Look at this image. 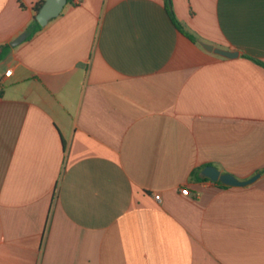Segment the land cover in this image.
<instances>
[{
	"label": "crops",
	"instance_id": "1",
	"mask_svg": "<svg viewBox=\"0 0 264 264\" xmlns=\"http://www.w3.org/2000/svg\"><path fill=\"white\" fill-rule=\"evenodd\" d=\"M171 6L71 0L0 58V264H264V0Z\"/></svg>",
	"mask_w": 264,
	"mask_h": 264
},
{
	"label": "water",
	"instance_id": "2",
	"mask_svg": "<svg viewBox=\"0 0 264 264\" xmlns=\"http://www.w3.org/2000/svg\"><path fill=\"white\" fill-rule=\"evenodd\" d=\"M68 0H44L42 6L35 14V18L38 23L45 27L52 19L58 17L64 7L67 5ZM27 33H22L18 36L15 40H13L10 45L15 47L22 43L27 38ZM202 47L205 48L209 52H213L216 55H219L224 58L233 59L238 57L239 53L233 50H226L223 48L215 47L211 44L201 43ZM2 53V48H0V55ZM203 175L214 181V182H221L227 186H247L253 182H255L259 177L260 174H256L255 176L249 178L248 180H240L233 174L229 173H222L218 168L215 166H207L202 171Z\"/></svg>",
	"mask_w": 264,
	"mask_h": 264
},
{
	"label": "trees",
	"instance_id": "3",
	"mask_svg": "<svg viewBox=\"0 0 264 264\" xmlns=\"http://www.w3.org/2000/svg\"><path fill=\"white\" fill-rule=\"evenodd\" d=\"M71 0H68V2H70ZM43 2L41 3H38L34 6V12L35 14L38 12V10L40 9V7L42 6ZM22 7H24L22 5ZM166 9H167V12L172 20V22L174 23V25L178 28L179 31L183 32V29H182V25L181 23L177 20L173 10H172V6H171V0H166ZM42 29V26L38 23V21L36 20V18L34 17L33 21L31 22V24L29 25L28 29H27V37L28 38H31L35 33H37L39 30ZM184 33V32H183ZM191 40L195 41L196 39L192 36H190ZM3 51L0 55V58H2L5 53L10 49V45H4L2 47ZM255 62H258L260 64H263V62L257 60V59H253ZM198 171L195 172L194 176L198 175ZM203 179H205V177H203ZM222 184V183H221Z\"/></svg>",
	"mask_w": 264,
	"mask_h": 264
},
{
	"label": "built area",
	"instance_id": "4",
	"mask_svg": "<svg viewBox=\"0 0 264 264\" xmlns=\"http://www.w3.org/2000/svg\"><path fill=\"white\" fill-rule=\"evenodd\" d=\"M10 73H11V71L8 70V71L6 72L5 75L8 76V75H10ZM182 193H183V194H189V191H188V189L185 188V189L182 190ZM156 199L159 201V200H160V196L157 195V196H156Z\"/></svg>",
	"mask_w": 264,
	"mask_h": 264
}]
</instances>
